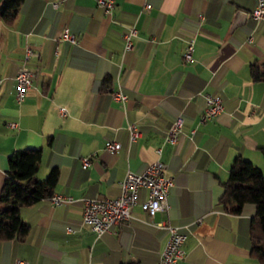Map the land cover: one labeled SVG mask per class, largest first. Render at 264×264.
<instances>
[{"label":"crops","instance_id":"0c3cea01","mask_svg":"<svg viewBox=\"0 0 264 264\" xmlns=\"http://www.w3.org/2000/svg\"><path fill=\"white\" fill-rule=\"evenodd\" d=\"M254 4L114 0L106 14L97 0H21L12 20H0V189L8 155L40 148L37 179L55 169L52 193L76 199L22 205L25 234L0 241V264H157L169 235L160 222L185 234V257L174 264H259L250 251L255 206L232 212L218 202L237 157L264 171V81L250 75L264 62V19L250 16ZM238 11L246 20L233 25ZM130 27L137 33L125 50ZM65 28L75 43L62 39ZM190 38L193 59L185 62ZM27 47L35 54L25 61ZM21 65L34 73L17 102ZM118 89L128 96L123 102L109 94ZM207 94L218 95L223 109L202 121ZM179 115L178 141L164 142ZM128 124L141 132L135 140ZM108 141L120 147L111 152ZM156 160L173 181L166 210L151 218L135 205L128 220L99 236L82 222L80 198L117 197L127 171L140 173Z\"/></svg>","mask_w":264,"mask_h":264},{"label":"built area","instance_id":"2783aa9c","mask_svg":"<svg viewBox=\"0 0 264 264\" xmlns=\"http://www.w3.org/2000/svg\"><path fill=\"white\" fill-rule=\"evenodd\" d=\"M106 14H109L114 7V0H97ZM150 8V4L145 5ZM250 16L254 20L264 19V0H255V4L250 12ZM137 30L130 27L123 33L124 49L129 50L133 45V38L136 36ZM62 39L76 42V37L71 34L67 28L64 29ZM194 50V39L190 38L187 41L185 50L183 52V59L185 62L192 61V53ZM35 52L29 47L25 49L24 60L34 55ZM33 71L26 65H21L14 75L16 84L15 99L21 102L27 89L31 86ZM110 96L116 100L123 102L128 96L126 93L118 90L109 92ZM206 105L201 113V120H210L218 115L222 109L223 104L221 98L216 94L205 95ZM183 126V117L177 116L164 134L163 141L170 144H175L178 141L179 134ZM130 140H135L141 134L140 130L134 124H128ZM120 147L117 141H108L105 148L114 152ZM160 149H158V152ZM89 163L87 158L82 160V167H86ZM172 177L166 173V166L164 162L156 160L149 164L142 172L135 173L127 171L124 178L120 182L121 192L117 197L96 198V197H82V222L89 225L91 230L99 236L103 232L110 231L114 226L122 224L130 217V210L133 206L139 205L141 209L149 216L153 217L157 212L167 209L166 197L169 188L172 186ZM147 191V197L140 200V190ZM52 205L70 204L76 199L71 195L52 193L49 197ZM161 227L167 228L169 235L165 247L163 248L157 264H174L178 260L185 257V249L183 242L185 234L179 230V227L173 225H163L161 222L157 223ZM71 232V228H67ZM25 262L19 260L17 264H24Z\"/></svg>","mask_w":264,"mask_h":264},{"label":"trees","instance_id":"16d2710c","mask_svg":"<svg viewBox=\"0 0 264 264\" xmlns=\"http://www.w3.org/2000/svg\"><path fill=\"white\" fill-rule=\"evenodd\" d=\"M20 1L0 0V20H12ZM250 75L254 81H264V62L253 64ZM106 84L107 78L103 82L104 86ZM40 158V148L16 150L8 155V170L0 189V241L23 236L26 224L20 218V207L49 197L53 192L57 172L52 169L44 182L39 181L36 171ZM222 186L223 194L218 200L222 207L238 212L246 203L255 206L250 221V251L259 264H264V171L251 161L237 157Z\"/></svg>","mask_w":264,"mask_h":264},{"label":"water","instance_id":"95a60500","mask_svg":"<svg viewBox=\"0 0 264 264\" xmlns=\"http://www.w3.org/2000/svg\"><path fill=\"white\" fill-rule=\"evenodd\" d=\"M247 13L245 11H238L235 14V19L233 20L232 24L233 25H240L243 24L246 20Z\"/></svg>","mask_w":264,"mask_h":264}]
</instances>
